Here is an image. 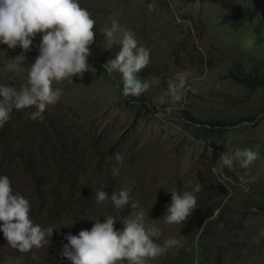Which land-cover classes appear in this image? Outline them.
<instances>
[{"label": "rangeland", "instance_id": "1", "mask_svg": "<svg viewBox=\"0 0 264 264\" xmlns=\"http://www.w3.org/2000/svg\"><path fill=\"white\" fill-rule=\"evenodd\" d=\"M79 3L96 21L90 71L54 82L62 96L42 118L30 119L33 108L13 110L0 126V175L29 200L33 222L53 229L50 242L21 253L0 232V264H72L61 256L68 235L91 230L105 215L134 211L97 204L98 189L109 197L128 190L144 209L146 225L160 230L157 243L180 240L181 247L145 264H264V83L252 88L233 76L264 73V0ZM237 6L259 11L237 23L229 19ZM113 21L150 51L137 75L151 86L139 97H124L121 74L103 70L122 47V32L106 42L100 31ZM40 42L37 34L28 52L0 45V84L19 89L25 83ZM21 55L23 70L6 71L8 60ZM177 73L186 74V85L183 99L173 103L164 94ZM167 109L165 119L155 117ZM256 146L258 159L248 168L234 163L219 170L223 153ZM116 154L123 157L119 164ZM197 184L196 208L187 220L165 223L168 191H191ZM198 210L208 216L199 228L190 222ZM115 228L123 225L117 221Z\"/></svg>", "mask_w": 264, "mask_h": 264}, {"label": "clouds", "instance_id": "2", "mask_svg": "<svg viewBox=\"0 0 264 264\" xmlns=\"http://www.w3.org/2000/svg\"><path fill=\"white\" fill-rule=\"evenodd\" d=\"M95 24L79 0H0V45H6L8 49L19 46L28 52L34 38L41 34L39 55L28 68L25 83L19 89L0 84V126L8 122L13 110L33 108L30 119L42 118L46 109L55 105L62 96V89L54 88V82L90 71L87 61L91 55L90 45L94 42ZM100 31L106 42L112 41L115 33H123L119 41L122 46L120 52L103 66V70L109 75L117 71L121 74L124 97H139L151 86L149 81H142L137 75L149 64L150 51L138 46L134 34L122 29L116 21L111 28ZM23 61L22 55L8 60L5 70L22 71ZM185 85L186 74L177 73L168 81L164 95L173 103L180 102ZM170 112L171 109L158 111L155 117L165 119ZM258 147L237 149L231 155L223 153L217 161L219 170L225 166L231 168L234 163L248 168L258 159ZM115 160L119 164L123 157L116 154ZM217 171V168L213 169V172ZM119 172V167L113 168L112 175L118 176ZM188 183L191 185V181ZM199 190L198 184L191 191L170 189L171 203L166 206L167 212L162 220L169 225L186 221L196 208L195 193ZM94 199L97 204L111 203L117 211L125 206L134 211L122 217L105 215L104 222L96 220L91 230H82L76 236L68 235V243L63 246L61 256L72 264H145L147 259H155L172 248L182 246L174 237L162 243L156 242L161 235L160 230L155 224L146 225L144 209L139 201L132 199L128 190L113 192L109 197L103 189H98ZM30 210L29 200L13 191L6 175H0V232L7 245L21 253L47 246L53 232L50 227L42 228L35 224L30 218ZM117 221L123 225L121 230L115 228ZM261 234L264 235V230Z\"/></svg>", "mask_w": 264, "mask_h": 264}, {"label": "trees", "instance_id": "3", "mask_svg": "<svg viewBox=\"0 0 264 264\" xmlns=\"http://www.w3.org/2000/svg\"><path fill=\"white\" fill-rule=\"evenodd\" d=\"M258 11V8L253 6H237L235 7L234 15H232L229 19L236 21L237 23H243L245 20L252 18ZM258 41L263 42L262 39H259ZM233 76L238 82H241L244 85L250 86L252 88L264 83V73H249L246 76H242L239 73H234ZM207 218L208 216L201 215V211L198 210L193 213L190 222L199 228Z\"/></svg>", "mask_w": 264, "mask_h": 264}]
</instances>
